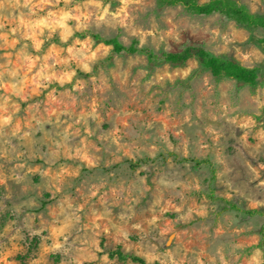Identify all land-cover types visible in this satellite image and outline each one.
Returning <instances> with one entry per match:
<instances>
[{"label": "rangeland", "instance_id": "374dc122", "mask_svg": "<svg viewBox=\"0 0 264 264\" xmlns=\"http://www.w3.org/2000/svg\"><path fill=\"white\" fill-rule=\"evenodd\" d=\"M89 33L198 46L256 82ZM261 36L156 0H0V264H138L109 258L116 244L148 263L264 264Z\"/></svg>", "mask_w": 264, "mask_h": 264}, {"label": "trees", "instance_id": "16d2710c", "mask_svg": "<svg viewBox=\"0 0 264 264\" xmlns=\"http://www.w3.org/2000/svg\"><path fill=\"white\" fill-rule=\"evenodd\" d=\"M156 1L159 4L164 5L180 4L189 12L195 14L207 15L211 13H219L244 26L260 29L262 31V36L260 37V48L264 53V15L250 12L244 5L237 3L235 0H206L203 2H197L196 0ZM89 34L92 38L104 44L110 45L114 53H139L142 54L148 61L154 63L168 62L181 64L189 58H194L217 79L230 77L234 80L241 81L246 85H253L256 82V67L245 66L226 58L211 55L206 50L198 46L187 45L177 51H165L157 54L148 48L138 46L135 40H132L129 44L124 45L115 37H102L97 33ZM246 212L249 214L259 213L256 209H249ZM259 235L260 239L258 245L264 248V227L260 228ZM105 252L109 258L114 257L118 261H125L129 259L130 261L138 264H157L156 261L148 263L138 255L123 252L119 244H116L113 248L107 249Z\"/></svg>", "mask_w": 264, "mask_h": 264}]
</instances>
